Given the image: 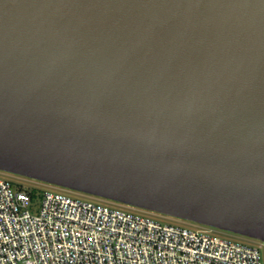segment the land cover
Segmentation results:
<instances>
[{
  "label": "water",
  "instance_id": "1",
  "mask_svg": "<svg viewBox=\"0 0 264 264\" xmlns=\"http://www.w3.org/2000/svg\"><path fill=\"white\" fill-rule=\"evenodd\" d=\"M0 170L264 242V0H0Z\"/></svg>",
  "mask_w": 264,
  "mask_h": 264
},
{
  "label": "built area",
  "instance_id": "2",
  "mask_svg": "<svg viewBox=\"0 0 264 264\" xmlns=\"http://www.w3.org/2000/svg\"><path fill=\"white\" fill-rule=\"evenodd\" d=\"M0 177V264H263L262 248Z\"/></svg>",
  "mask_w": 264,
  "mask_h": 264
},
{
  "label": "rangeland",
  "instance_id": "3",
  "mask_svg": "<svg viewBox=\"0 0 264 264\" xmlns=\"http://www.w3.org/2000/svg\"><path fill=\"white\" fill-rule=\"evenodd\" d=\"M0 177L5 178L9 180L12 183V188L14 190H25L28 191L32 196V201H30V204L28 206V209L32 213H37L40 208L41 200L43 193L45 191L51 190L55 192H61L76 198L84 199V200H90V201H96L100 202L106 205H109L111 207L119 208L122 210L130 211L135 214H140L144 215L147 217H150L152 219H155L157 221H160L164 224H172L176 226H181L189 229H194V230H211V232L217 236L224 237L227 239L235 240V241H240L242 243L248 244V245H253V246H260L263 244L262 248V263L264 264V242L244 236L241 234H237L234 232L226 231V230H221L215 227L207 226L204 224L196 223L190 220L170 216L167 214L159 213V212H154L151 210L139 208V207H133L129 206L127 204L110 200V199H105L99 196H95L92 194H87L84 192H79L76 190H72L69 188H65L62 186H58L55 184H51L48 182H44L41 180H36L32 179L26 176H22L19 174H14L11 172H6L3 170H0Z\"/></svg>",
  "mask_w": 264,
  "mask_h": 264
}]
</instances>
